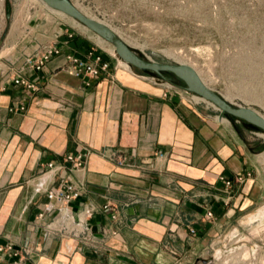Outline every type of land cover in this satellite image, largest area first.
I'll return each instance as SVG.
<instances>
[{
  "label": "crops",
  "instance_id": "obj_1",
  "mask_svg": "<svg viewBox=\"0 0 264 264\" xmlns=\"http://www.w3.org/2000/svg\"><path fill=\"white\" fill-rule=\"evenodd\" d=\"M64 25L0 59V244L21 252L2 262L196 264L209 246L228 244L264 203L257 132ZM93 46L110 70L77 76L68 55ZM50 47L60 51L40 70L26 63ZM16 75L35 87L14 84ZM68 153L83 154V167H72ZM221 177L233 180L230 189ZM69 183L79 197L51 203L47 192Z\"/></svg>",
  "mask_w": 264,
  "mask_h": 264
},
{
  "label": "rangeland",
  "instance_id": "obj_2",
  "mask_svg": "<svg viewBox=\"0 0 264 264\" xmlns=\"http://www.w3.org/2000/svg\"><path fill=\"white\" fill-rule=\"evenodd\" d=\"M72 1L110 24L142 56L188 63L217 92L226 97L231 94L229 101L264 114V0ZM65 20L115 50L81 22L59 14L42 0H0V59L48 41L65 27ZM133 70L165 88L179 89L184 84L172 73L166 72L168 79H164L153 71ZM249 128L257 132L252 148L263 153L260 172L264 176V132L254 125ZM261 210L264 203L250 216ZM250 216L244 222L249 228L242 234L250 240L247 247L236 250L232 243L209 246L205 258L211 262L204 263L203 258L196 264H264V211L253 219ZM242 253L249 260L240 262Z\"/></svg>",
  "mask_w": 264,
  "mask_h": 264
},
{
  "label": "water",
  "instance_id": "obj_3",
  "mask_svg": "<svg viewBox=\"0 0 264 264\" xmlns=\"http://www.w3.org/2000/svg\"><path fill=\"white\" fill-rule=\"evenodd\" d=\"M48 7L65 12L76 21L81 22L90 31H94L105 41L113 44L114 51L120 59L125 60L129 66L138 68L147 72H155L161 78L166 79V72L174 74L178 79H182L184 84L178 87L184 90L202 96L207 102L216 106L221 114L229 115L233 118L244 120L253 124L264 132V116L254 107L242 104H235L227 99L226 96L217 92L201 77L199 72L192 65L179 62L170 63L149 59L135 51L127 41L118 34V32L101 19L87 14L79 8L72 0H42ZM168 79V78H167ZM204 263H210V258H204Z\"/></svg>",
  "mask_w": 264,
  "mask_h": 264
},
{
  "label": "built area",
  "instance_id": "obj_4",
  "mask_svg": "<svg viewBox=\"0 0 264 264\" xmlns=\"http://www.w3.org/2000/svg\"><path fill=\"white\" fill-rule=\"evenodd\" d=\"M59 51L60 49L58 47H50L49 49H46L39 54L28 56L26 59V63L31 67H33L34 69L40 70L44 66V64L48 60H50L54 54H58ZM85 53L86 54L84 56H77L75 54L68 55V60L71 62L75 74L77 76L85 75L88 77H94V76L97 77L100 76L102 73L108 72L110 70L109 61L107 62L104 59L103 54L98 52L94 46L88 49ZM13 82L14 84L25 85L26 87L29 88L35 87L33 83L29 82L26 78L22 77L21 75H16L13 78ZM21 109H24V107H21ZM66 161L70 162L72 167L79 168V167H83L85 163V157L83 154L68 153L66 157ZM48 167L52 168L54 167V164L49 163ZM221 178L225 181V187L227 189H230V187L233 184V180L230 177H221ZM243 179L244 177L240 176L238 180L240 181ZM79 195H80V190L74 184L71 183L63 187H55V189L49 190L47 192V197H49L50 202L58 204L59 206L68 204L71 200L78 198ZM92 212L93 211L91 209H87L88 214H92ZM206 215L210 219L213 218L214 215L213 209L208 208ZM114 217H116V215H114ZM248 228L249 226L243 228L241 232L237 231L233 233V235L229 237L228 243L229 244L232 243L234 245L233 249L242 250L243 248L248 246L250 240L242 235L244 234L243 232L247 231ZM192 232H194L193 229ZM230 249L232 250V248ZM20 253H21L20 250L15 249L11 243L0 244V257L1 256L4 257L6 255L12 257L14 255H20ZM253 259L255 260V258ZM238 260L240 262L246 261L249 260V257L244 258L242 253L241 257ZM0 264H4L1 258H0Z\"/></svg>",
  "mask_w": 264,
  "mask_h": 264
},
{
  "label": "bare ground",
  "instance_id": "obj_5",
  "mask_svg": "<svg viewBox=\"0 0 264 264\" xmlns=\"http://www.w3.org/2000/svg\"><path fill=\"white\" fill-rule=\"evenodd\" d=\"M46 5V4H45ZM54 11H57L59 14H62V15H64L65 14V12L63 13V12H61V11H58V10H55V9H53ZM87 13V12H86ZM88 14V13H87ZM86 26V25H85ZM100 37V36H99ZM114 47V46H113ZM125 61V60H124ZM126 62V61H125ZM127 63V62H126ZM128 64V63H127ZM230 92V91H229ZM228 92V93H229ZM227 95V94H226ZM231 95V94H230ZM230 95H227V98L229 99L230 98ZM197 96V98H199V99H202V100H205L202 96H199V95H196ZM206 101V100H205ZM263 116H264V114H262Z\"/></svg>",
  "mask_w": 264,
  "mask_h": 264
},
{
  "label": "trees",
  "instance_id": "obj_6",
  "mask_svg": "<svg viewBox=\"0 0 264 264\" xmlns=\"http://www.w3.org/2000/svg\"><path fill=\"white\" fill-rule=\"evenodd\" d=\"M145 72H147V71H145ZM249 124V123H248ZM250 126H252L253 127V124L251 125V124H249Z\"/></svg>",
  "mask_w": 264,
  "mask_h": 264
}]
</instances>
